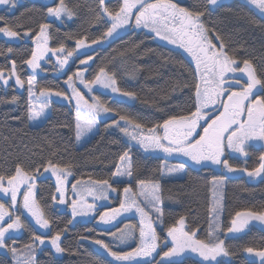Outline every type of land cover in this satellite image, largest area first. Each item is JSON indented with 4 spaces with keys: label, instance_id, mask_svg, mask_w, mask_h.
<instances>
[{
    "label": "trees",
    "instance_id": "trees-1",
    "mask_svg": "<svg viewBox=\"0 0 264 264\" xmlns=\"http://www.w3.org/2000/svg\"><path fill=\"white\" fill-rule=\"evenodd\" d=\"M74 16L61 23L49 16L47 9L56 7L59 0L46 4L39 0H21L13 9L1 8L0 26L11 25L14 30L23 33L31 30L33 39L39 31V25L47 23L50 47L64 45L65 51L75 48V41L87 37V42L99 39L109 26L102 18L92 23L100 11L98 0H65ZM181 7L199 10L205 13L203 20L207 28L219 34L225 50L233 53L237 59H249L261 76L264 68V17L253 7L239 0L224 2L217 7L209 5L207 0H182ZM122 0H105V6L116 11ZM212 37L214 33L209 32ZM214 40V39H213ZM12 48L11 53L7 52ZM34 45L31 40L17 43L8 42L0 37V68L5 76L11 68V61H16V74L25 81L31 77L27 65L22 61L29 59ZM93 57L89 61L86 80L93 79L100 67L114 77L117 87L122 91L135 93L133 104L118 101L110 95L94 91V97L114 114L128 115L143 124L145 128L162 124L173 115L188 114L194 111L193 84L197 81L193 64L180 52L156 42L153 37L143 31L130 30L110 43L98 47L91 52L76 56L63 75L51 73L54 61L46 60L42 69L46 72L37 75L36 88H50L53 91L68 92L65 81L67 76L81 69L79 61ZM13 96L18 97L16 104L11 103ZM28 92H19L12 80L8 85L0 82V175L14 172L18 163L26 170L51 159L61 167L71 165L72 180H108L113 186L122 188L123 183H113V173L119 165V157L129 151L133 164L131 185L137 190L138 182L145 180L159 183L163 199V224L159 222L157 235L159 253L167 251L165 245L167 227L175 224L180 217L185 218V230L196 231V238H209L211 223V186L216 178L224 179V198L222 206V231L216 233L224 240L228 256H221L218 264H251L244 249L252 247L264 249V231L253 227L246 233L236 237H224L223 232L230 226L231 219L238 211L264 210V173L257 182H249L244 175L229 176L223 171L209 167L197 168L187 163L168 161L160 156L146 155L137 146L131 145L116 127H108L112 119L100 121L97 132L82 146L77 147L73 125L74 109L61 103H51L49 114L42 124L32 127L27 115ZM247 157L241 159L226 155L229 163L237 169L252 171L259 167V157L264 155V146H248ZM182 163L185 165L184 176L180 179H169L163 176L165 165ZM43 170V167H41ZM238 173V172H236ZM56 194V186L51 178L37 180L36 198L50 220L49 233L38 231L27 217L21 215L22 234L13 239L15 247L34 243L32 237L41 235L45 243H50L51 236L61 233L60 244L65 249L56 253L51 244H36L35 264H115L93 243L100 239L109 244L103 229L93 221L73 223L72 215L55 207L51 196ZM65 231H61L64 230ZM87 239H80V237ZM12 240H6L11 244ZM160 255L154 257L160 260ZM152 260V259H151ZM173 264H206L200 257L186 255L184 258L172 259ZM0 264H13L10 255L0 253ZM136 264H145L138 262Z\"/></svg>",
    "mask_w": 264,
    "mask_h": 264
},
{
    "label": "snow or ice",
    "instance_id": "snow-or-ice-1",
    "mask_svg": "<svg viewBox=\"0 0 264 264\" xmlns=\"http://www.w3.org/2000/svg\"><path fill=\"white\" fill-rule=\"evenodd\" d=\"M207 2L209 5L215 6L218 0H207ZM248 2L255 5L261 14H264V0H248ZM15 3L16 0H0V6L10 5L14 8ZM98 6L100 11L92 23L103 18L109 25L99 39H93L91 44H86L87 37L77 39L75 48L65 52L63 44L59 47H48L47 30L50 25L43 23L39 25L38 34L35 35V50L31 52L30 58L22 61V63L30 66L35 72L36 69L40 68V61L46 55L62 53V57L57 59L59 68L63 69L68 64L69 59L78 54L79 49H87L92 45H99L102 41L114 39L119 35L120 30L129 26L148 28L160 39L184 49L195 61L194 72L197 76V81L193 84L195 110L188 114L173 115L165 119L162 124H155L150 128H145L143 124L133 120L128 115L116 113L112 119V124L108 127L118 128L124 135L136 141L144 151L160 150L169 156L182 155L197 165L204 163L220 165L229 173L243 171L254 178L264 173V163H261L254 170L248 171L233 167L225 157L226 150L247 156L246 144L249 141H264V79L258 76L256 68L249 59H237L234 53L230 55L225 50V45L219 34L206 27L203 20L205 13L181 7L173 0H154V2L153 0H122V5L116 11L109 10L105 6V0H98ZM47 13L57 19L61 16L71 19L75 14L67 6L65 0H59L56 7H49ZM0 21H3V17H0ZM210 31L214 33L212 37L209 35ZM0 34L11 40L22 36L21 32L14 30L13 26L7 24L0 26ZM23 36L31 37V30L24 32ZM213 39L219 43V48H217L216 43H213ZM12 51L13 49L10 47L7 49L8 53ZM92 60L91 55H88L87 59H81L79 64L85 67L67 76L65 84L70 89L69 92L42 88L37 95L33 90L35 88L34 77H29L27 80L28 119L36 121L44 116L52 96L63 97L70 104L74 101L73 131L76 141L79 142L92 132L101 114H112L114 110L103 104L98 97H91L92 102H89V99H86L85 94L77 87L78 84L83 85L88 92H91L94 86L99 85L101 88L110 89L112 93H117L122 97L135 99V93L122 92L116 86V80L112 75H109L104 67L99 68L93 79L86 80L84 73L87 72L89 61ZM10 63L11 68L7 77L4 69L0 68V81L7 85L8 80L14 78V83L23 89L25 81L16 74V61L12 60ZM237 73L240 74L239 77L235 75ZM261 76H264V68L261 69ZM241 80L244 82L241 83ZM41 97L44 99L41 100ZM17 102L18 97L13 96L11 103L16 104ZM217 105L219 108H216ZM157 129L161 131L158 132ZM259 159L264 161V155H261ZM119 161L120 166H117L113 177H132L133 164L129 151H125L119 157ZM41 167H43L44 172H50L55 176L56 194L51 196V200L54 203L65 204L64 195L68 187L67 180L72 175L69 171L71 165L61 167L49 159L46 165L42 164L29 171L22 163H18L12 174L0 175V193L10 195V202L7 206L0 203V249L7 248L14 256L18 250L14 246L13 234L23 227L20 216L15 214L18 196L21 198L22 209L27 211L35 224L41 229H50V220L45 217L44 209L38 202L35 192L36 184L34 181L36 175L40 174ZM184 170V164L167 169L168 173L183 172ZM78 184H82V181L77 180L71 185L73 192L77 191ZM149 184L150 182L145 180L138 182L140 188L138 195L143 197V201H140L136 198L137 193L133 192L132 185L129 183L123 188L125 199L121 202L120 207L111 209L110 212H104L99 217L101 222L109 223L121 210L129 212L133 208L141 216L140 247L134 251H113L109 244L103 240L93 241L115 261H132L136 257H153V253H157V241L160 238L153 227L151 213H155L156 219L162 225L163 210L161 205L163 199L160 194L159 183L151 184L148 187ZM22 188L24 189L23 192H21ZM97 188L100 193L98 196L94 195ZM109 190L116 191L108 180H98L91 182L90 186L85 185L78 194L83 195V192H87L88 195H93L94 199H106ZM142 203L144 206H141ZM93 207L92 204L85 205L81 201L73 200L71 201L72 216L75 218L78 215H86ZM145 208H148V211ZM10 209L13 210L10 211ZM219 209L220 204L217 200L212 208L215 217L209 225V238L207 240L196 238V231L192 229L186 231L185 218L180 217L175 224L167 227V237L171 238V246L167 251H163L162 255L157 253L160 255V260L154 258L145 260V264H173L172 258L180 256L186 251L198 254L206 264H218L217 257L229 255L224 246V240L216 234L222 231ZM253 220L264 223V210L236 212L235 217L231 219L227 232H242ZM125 227L131 229L132 226L126 225ZM111 235L115 240L122 242L131 236V231L125 232L124 229H120L119 234L113 232ZM6 239L12 240V247L8 246ZM80 239H87V237L82 236ZM60 240V232H56L50 239V244L56 253L65 251L61 247ZM32 241L43 245L45 237L34 235ZM163 243L167 245V239ZM24 249L27 255L22 262L18 260V264H31L34 259V244H25ZM244 251L259 257L260 264H264V250L247 247Z\"/></svg>",
    "mask_w": 264,
    "mask_h": 264
},
{
    "label": "rangeland",
    "instance_id": "rangeland-1",
    "mask_svg": "<svg viewBox=\"0 0 264 264\" xmlns=\"http://www.w3.org/2000/svg\"><path fill=\"white\" fill-rule=\"evenodd\" d=\"M20 1L21 0H16V3L20 2ZM39 1H41L43 3H46V4H49L53 0H39ZM179 1H182V0H173V2H175V3H178ZM228 1H232V0H218L217 5L212 6V7H217L218 5H220V4L224 3V2H228ZM239 1L247 3L248 5L253 7L260 15H262L264 17V14H261L260 10L255 5L250 4L248 2V0H239ZM153 2H154V0H153ZM1 8L13 9L10 5L0 6V9ZM53 18L56 19L57 22H59V23H61L63 21L70 20L66 16H61L59 19H57L55 17H53ZM130 30L143 31V32L151 35L156 42H158L160 44H163L165 46H168V47H170L172 49H175L177 51H180L193 64V66L195 67V61L193 60V58L191 57V55L189 53H187L184 49L180 48L178 45L170 44L167 41L162 40L159 37L155 36V34L153 32H151L150 29H148V28H144V27L136 28L134 26H129L126 29L120 30L119 35L117 37H119L120 35L125 34L126 32H128ZM0 37L5 39L6 41L12 42V43H17V42H20L21 40H25V41L31 40L33 42V45H34V50H35V47H36L35 37L32 39L31 37L23 36V39L21 37V38H16L15 40H11V39H9L7 37H4L3 34H0ZM116 38H114V39H116ZM114 39H109L107 41H102L99 45H92L90 48H87V49H79L78 50V54L74 55L72 58H70L69 61H68V64L65 65V67L63 69L59 68L58 59H57L58 57H62V55H63L62 53H57L55 55H53L52 53H49L48 55H46L45 58L40 61V68L36 69L35 72H33L32 69L30 68V66L27 65V67H28V69H29V71L31 73V77H34L35 88L33 90L37 93V95H39V90H37V88H36V77H37V75L46 72V71H44L42 69V65L46 62L47 59L52 58L53 61H54V65L51 66L52 67L51 73L54 74V75H63L66 72V70L69 67V65L71 64L72 60L76 56H79L81 54L83 55V54H86L88 52H91V51H93L94 49H96L98 47H101V46H104V45L110 43ZM85 42H86V44H91V42H87V41H85ZM213 43H216L217 44V48H219V43H217V41L215 39L213 40ZM48 47H50L49 40H48ZM81 67H82L81 69H83L85 66L81 65ZM84 75L86 76V72L84 73ZM229 75H232V74H229ZM235 75L237 77L240 76L239 73H237ZM12 80L14 82V78L13 79H9L8 80V84L10 82H12ZM0 82L3 84L2 81H0ZM243 82L244 81L241 80V83H243ZM15 86H16V89L19 92H23L25 89L27 91V88H28L27 84H26V86L23 89H21L16 84H15ZM66 87H67V85H66ZM77 87L85 94V98L89 99V102H92L90 98L94 97V95H93L94 91H100V92L106 93V94L110 95L111 97H113L114 99H116L118 101L126 102V103H129V104H133L136 101V98L135 99H131V98L122 97L121 95H119L117 93H112L110 89L101 88L99 85L94 86L91 92H88V90L85 89L83 85H79L78 84ZM67 91L69 92L70 89L67 88ZM40 99L43 100L44 98L41 97ZM53 102L61 103V104H67V105L71 106L74 109V111H75L74 101H73V103L70 104L66 100H64L63 97L52 96L50 104L47 107V109L45 110L44 116H42L39 120H36V121H30L29 120L30 126L36 127V126H39L40 124H42L44 122V120L46 119V117L49 114L50 105ZM37 103H39V102L37 101ZM216 108H219V105H217ZM114 116H115L114 113H112V114H101V117L96 122V126L92 130V132L89 133L81 141H79V142L77 141V147L80 148V147L84 146L88 142V140L97 132V128H98L97 126H98V123L100 121L113 119ZM157 131L160 132L161 130L157 129ZM124 136H125L126 140L131 145L139 147L144 152V154H146V155L160 156V157H162V158H164V159H166L168 161H178V162H182V163L185 162V163H187L189 165H192L194 167H197V168L198 167L199 168H201V167L213 168V169H216V170H219V171H223V172L227 173V175H229V176H235L237 174H241V175H244L246 177V179L249 182H252V183H257L263 178V173H261L260 176L254 178V177L248 176L247 172H243V171H237L238 173H236V172L235 173H229V172L226 171V169H224L220 165H214V164H211V163H204V164L197 165V164L193 163L192 161H190L187 157H184L182 155L169 156V155L163 153L160 150L144 151L142 149V147L139 144L136 143V141L131 140L126 135H124ZM263 143H264V141H259V140L249 141L246 144V151H247V147L248 146H258V147H260V146H263ZM226 155L235 156V157H238V158H241V159H245L247 157V156H244V155H242L240 153L231 152L230 150H226L225 156ZM182 163H171L168 166L165 165L164 171H163V176L165 178H169V179H180V178H183L184 171L183 172H175V171H173L171 173H168V171H167L168 168H175L176 166H178V165H180ZM118 166H120V163H119ZM41 178H51L53 180V182L55 183V186H56L55 176H53L50 172H44L43 170H41L40 174L36 175V179L34 181L35 184H36V189H37V180L41 179ZM131 179H132L131 177L129 178V177H126V176L116 177V178L113 177L112 182L113 183H123V184H125L124 187H126L131 182ZM79 181H82V184H78L77 185V191L73 192L72 189H71V185L76 183V181L72 180V175L68 177V180H67L68 187H67V190H66L65 195H64V199L66 200V203L65 204L54 203L55 207L58 208L61 211H67V212H69L72 215L71 201H73V200L81 201L85 205L92 204V205H94L93 209L91 211H88L86 215H83V216L78 215L75 218H73V216H72L73 223H75V222L93 221L98 228L103 229L104 232L106 231L105 235H107V237L109 239V243H110L109 246L112 248L113 251L131 252V251H134L135 249L139 248L140 247L139 229H140V226H141L140 225L141 216H140V214L138 212L135 211L134 208H133L132 211H129V212H124L123 210H121L120 213L118 215H116L115 218L112 219L109 223H104V222H101L99 220V217H100V215L102 213L110 212L111 209H118L120 207L121 202H123L124 199H125L124 193H123V188L124 187L119 189L116 186L112 185L113 188L116 189L115 192L109 190L107 192V198L106 199H94V196L93 195H88L87 192H83V195L78 194L85 187V185H89L90 186L91 182H93V181L92 180H79ZM151 184H155V183H150L147 186L150 187ZM36 189H35V192H36ZM23 191H24V189L22 188L21 192H23ZM133 192L137 193V197L136 198L138 200L143 201V197L138 195L139 192H140L139 185L137 186V190L136 191L133 190ZM94 195H96V196L100 195L98 188H97L96 192L94 193ZM221 197H222V199H220ZM57 198L59 199L60 197L58 196ZM223 198H224V179L223 178H216V179H214L212 181V186H211V222H212V219L215 217V213L212 212L213 205H214L215 201L219 200V204H220V209H219L220 210V216H219L220 226L222 225ZM9 202H10V195L9 194H4V193H0V203H4L7 206L9 204ZM141 206H144V204L142 203ZM78 207H79V205H78ZM12 210L13 209H10V211H12ZM145 210L148 211V208H145ZM85 211H87L86 208H85ZM15 214L19 215L20 219H21V215L27 217L28 220L35 226V228L38 231L42 232L43 234L49 233L50 229L49 230L41 229L38 225L35 224L34 220L30 217V215L27 213V211L22 209L21 198L19 196L17 198V205H16V208H15ZM151 215H152L153 227L157 230L156 226L159 224L160 221L156 219V215H155L154 212L151 213ZM21 223H22V219H21ZM126 225L132 226L131 229L126 228L125 227ZM120 229H124L125 232L131 231V236L129 238L125 239L122 242L119 241V240H115L112 237V235H111V233H113V232H116L117 234H119V230ZM21 234H22V228L20 230L16 231L13 234V237L17 238ZM238 234H240V232H238V233H228L226 231L224 235H225V237H232V236H235V235H238ZM33 244H34L35 251L33 253L34 259L31 261V264H35V257H36V244L35 243H33ZM45 244L49 245L50 243H44V245ZM8 246L12 247L13 246L12 242ZM95 246L101 252H103V254H105L108 258H110L115 264H136L138 262L143 263V262H145V260H150L152 258V257H147V258H145V257H136L132 261L118 262V261H115V259L113 257L109 256L98 245L95 244ZM17 250L18 251H17V254L15 256L13 255V253L9 252L7 248L0 249V253L6 254V255H10L12 260H13V264H18V260L22 262L25 259L26 255H27V252L24 249V246L20 247V248L18 247ZM153 255H154V253H153Z\"/></svg>",
    "mask_w": 264,
    "mask_h": 264
},
{
    "label": "flooded vegetation",
    "instance_id": "flooded-vegetation-1",
    "mask_svg": "<svg viewBox=\"0 0 264 264\" xmlns=\"http://www.w3.org/2000/svg\"><path fill=\"white\" fill-rule=\"evenodd\" d=\"M242 66V65H241ZM243 81V80H242ZM263 146H264V143H263ZM253 227H258V228H260V229H262L263 231H264V223H261L260 221H255V220H253V221H250L249 222V224L247 225V227L242 231V232H240V234H238V235H235V236H232V237H236V236H240V235H242V234H244V233H246L247 231H249L250 229H252ZM227 231V230H226ZM225 231V232H226ZM225 232H223V236L225 237ZM166 239H167V241H168V245H170L171 246V238L170 237H167V235H166ZM157 243H158V248H157V253H159V241H157ZM169 246V247H170ZM262 250H264V249H262ZM157 253H154V255H153V257L151 258V259H153L156 255H157ZM189 253H192V252H188V251H186L185 253H183L182 255H180V256H177V257H173L172 259H180V258H184L186 255H189ZM191 255V254H190ZM221 257V256H220ZM220 257H217V261L220 259ZM201 258V257H200ZM150 259V260H151ZM248 259H249V261H250V263L251 264H260V261H259V257H256L254 254H249L248 255ZM201 260H202V258H201ZM204 263H206V262H204Z\"/></svg>",
    "mask_w": 264,
    "mask_h": 264
},
{
    "label": "water",
    "instance_id": "water-1",
    "mask_svg": "<svg viewBox=\"0 0 264 264\" xmlns=\"http://www.w3.org/2000/svg\"><path fill=\"white\" fill-rule=\"evenodd\" d=\"M189 254H191V255H193L195 257H199L198 254H196V253H189Z\"/></svg>",
    "mask_w": 264,
    "mask_h": 264
}]
</instances>
